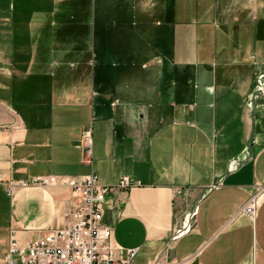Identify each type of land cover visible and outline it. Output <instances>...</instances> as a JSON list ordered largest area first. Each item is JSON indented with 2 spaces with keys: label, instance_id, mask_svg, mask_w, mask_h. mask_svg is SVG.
<instances>
[{
  "label": "crops",
  "instance_id": "1",
  "mask_svg": "<svg viewBox=\"0 0 264 264\" xmlns=\"http://www.w3.org/2000/svg\"><path fill=\"white\" fill-rule=\"evenodd\" d=\"M87 172L132 264H264V0H0V264Z\"/></svg>",
  "mask_w": 264,
  "mask_h": 264
},
{
  "label": "built area",
  "instance_id": "2",
  "mask_svg": "<svg viewBox=\"0 0 264 264\" xmlns=\"http://www.w3.org/2000/svg\"><path fill=\"white\" fill-rule=\"evenodd\" d=\"M81 145L89 154L90 128L83 131ZM29 183L66 186L77 201L67 211L68 220L64 224L42 229L23 245L11 235L1 264H132L138 248H126L125 254L119 255L118 250L122 247L112 240V228L102 222V215L106 194L111 188H127L138 181L121 175L116 183L106 184L95 172H87L36 175L17 182L19 185ZM13 185L8 186V191ZM263 188L264 184H257L241 206L250 217L255 215L257 197ZM159 261L150 260L146 264H164Z\"/></svg>",
  "mask_w": 264,
  "mask_h": 264
},
{
  "label": "rangeland",
  "instance_id": "3",
  "mask_svg": "<svg viewBox=\"0 0 264 264\" xmlns=\"http://www.w3.org/2000/svg\"><path fill=\"white\" fill-rule=\"evenodd\" d=\"M18 181H19V180H18ZM18 181H17V182H18ZM17 182H16V183H13V184H14V185H19V184H17ZM10 184H11V183H10ZM10 184H9V185H10ZM37 184H41V183H37ZM9 185H8V186H9ZM14 185H13V186H14ZM76 201H77V199H76ZM76 201H75V202H76ZM49 226H53V225H48V226H46V227H44V228H47V227H49ZM55 226H56V225H55ZM44 228H43V229H44Z\"/></svg>",
  "mask_w": 264,
  "mask_h": 264
},
{
  "label": "bare ground",
  "instance_id": "4",
  "mask_svg": "<svg viewBox=\"0 0 264 264\" xmlns=\"http://www.w3.org/2000/svg\"><path fill=\"white\" fill-rule=\"evenodd\" d=\"M120 250V249H119Z\"/></svg>",
  "mask_w": 264,
  "mask_h": 264
}]
</instances>
